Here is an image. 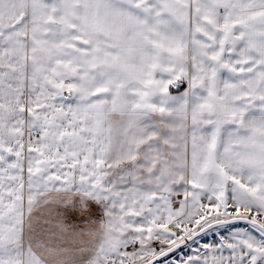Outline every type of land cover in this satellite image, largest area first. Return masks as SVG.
<instances>
[{"label": "snow or ice", "instance_id": "1", "mask_svg": "<svg viewBox=\"0 0 264 264\" xmlns=\"http://www.w3.org/2000/svg\"><path fill=\"white\" fill-rule=\"evenodd\" d=\"M0 264H264V0H0Z\"/></svg>", "mask_w": 264, "mask_h": 264}]
</instances>
